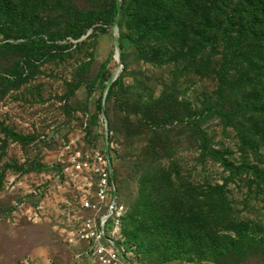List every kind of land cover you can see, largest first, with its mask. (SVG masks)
<instances>
[{
  "label": "rangeland",
  "instance_id": "rangeland-1",
  "mask_svg": "<svg viewBox=\"0 0 264 264\" xmlns=\"http://www.w3.org/2000/svg\"><path fill=\"white\" fill-rule=\"evenodd\" d=\"M113 1L117 25L76 17ZM250 1L257 63L229 66L228 119L213 110L226 48L214 41L215 0H0V264H84L73 240L82 181L68 153L103 145L102 116L128 209L123 236L141 264H264V184L201 153L205 134L235 166L264 173V0ZM251 9L232 4L218 23L235 16L232 28L238 17L247 28Z\"/></svg>",
  "mask_w": 264,
  "mask_h": 264
},
{
  "label": "built area",
  "instance_id": "built-area-1",
  "mask_svg": "<svg viewBox=\"0 0 264 264\" xmlns=\"http://www.w3.org/2000/svg\"><path fill=\"white\" fill-rule=\"evenodd\" d=\"M98 126L101 147L68 153V169L82 181L73 240L81 244L79 259L84 264H141L138 249L123 236L128 209L118 186L112 133L103 116Z\"/></svg>",
  "mask_w": 264,
  "mask_h": 264
},
{
  "label": "trees",
  "instance_id": "trees-1",
  "mask_svg": "<svg viewBox=\"0 0 264 264\" xmlns=\"http://www.w3.org/2000/svg\"><path fill=\"white\" fill-rule=\"evenodd\" d=\"M236 1V3H235ZM232 4L242 6H250L252 7L249 20L251 21V25H249L247 28L245 27V21L241 20L238 17V26L239 28L237 30H234L232 27L234 26V19L235 16H226V25H221L218 23V19H221L222 15H225L227 11H229L232 7ZM255 9H258V6L254 3V1L250 0H215V23L213 22L212 29L215 30V37L214 41L217 39V37L220 36V41L225 42L226 48L224 50V63L221 67L220 72L218 73V83H219V90L216 96V102L214 104L213 110L215 111V114L217 115H224L226 118H229L228 115V109L232 108V103H229V95L227 94L229 91H234L235 88L231 86L232 78L235 76L232 75L231 72V65L237 63L238 61H242L245 58L249 57V60H246L249 62L248 64L255 65L257 61L255 58L257 56L251 51V46L254 41L257 42V40L261 39L262 32H260L257 27L259 24V18L257 15V11ZM122 12V5L118 3L117 1H113L110 5V7L103 11L98 12H90V13H78L76 17L81 23H86L91 20H98L100 21L104 26H111V25H117V20ZM202 31L199 35L201 38V45H203V42L206 40V31L209 29L206 25V17L203 18V22L201 24ZM235 31V32H234ZM232 33H235L236 40L233 41ZM251 40V42H250ZM245 43L246 46L250 45L248 47V51L245 52L244 48L240 47L239 45H242ZM244 51V52H242ZM251 59H254L251 63ZM240 63H243L240 62ZM255 71V70H254ZM99 77H102V71L99 73ZM118 83L120 81H117ZM264 95V90H263ZM260 100L259 95L250 101V103H258ZM242 102H245L244 99H242ZM236 103L233 104L235 106ZM245 106L250 105L248 102L244 103ZM255 110L254 112H256ZM264 112V111H263ZM207 137L205 134L203 135V139L201 141V153L202 157H205L206 159H209L211 162H214L215 164L220 165L221 169L224 170V172L228 173L232 177H244L251 175L254 179H257L259 182H262L264 184V173L260 172V170L257 167H250L247 165H241V166H235L231 162L227 160V158L220 153L217 150H212L207 147L208 141L206 139ZM242 146L245 149L251 150V151H257L255 141H249L246 139H241ZM258 153V152H254ZM118 179V177H117ZM226 183H224L222 186H217L216 189L219 193H223V191L226 188ZM126 221L124 223V227ZM124 227H123V233H124ZM132 244V243H131ZM135 246V245H133ZM136 247V246H135ZM137 248V247H136ZM139 252V251H138ZM140 253V252H139ZM141 255V254H140Z\"/></svg>",
  "mask_w": 264,
  "mask_h": 264
}]
</instances>
